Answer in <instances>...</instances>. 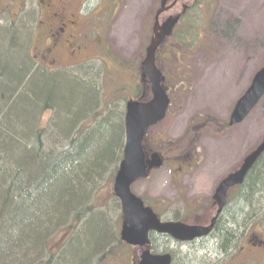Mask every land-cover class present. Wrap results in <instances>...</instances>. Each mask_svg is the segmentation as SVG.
I'll list each match as a JSON object with an SVG mask.
<instances>
[{"label":"rangeland","instance_id":"obj_1","mask_svg":"<svg viewBox=\"0 0 264 264\" xmlns=\"http://www.w3.org/2000/svg\"><path fill=\"white\" fill-rule=\"evenodd\" d=\"M96 1L91 0L88 7L95 5ZM161 1L115 0L119 2V7L113 13L112 9L105 11L103 17L106 20H95L103 28L99 32L103 47L101 50L98 48L97 51H100L96 57H91L90 62L70 72L97 79L98 82L97 107L89 113L85 122L78 125L86 124L83 133L94 128L96 125H91L103 119L105 110L116 111L121 121L123 104L119 103L129 100L140 84V66L150 42L149 32L152 31L154 15ZM1 2H4L3 8H7L2 17L4 24L1 26L22 23L20 12L37 9L41 5L36 0H12L10 4L5 0ZM188 3L192 5L193 0H188ZM193 5L176 30L179 40L166 44L159 64L161 71L169 76L167 87L170 89L171 104L164 122L162 146L155 145L153 150L165 156L168 163L149 179L139 180L132 187L133 193L150 202L160 215L167 214L172 219H188L187 214L192 211L190 207L197 198L206 204L208 195L219 180L237 167L246 155L255 151L264 138L263 98L245 122L227 131L222 139L205 138L199 144L197 152H194L192 145L188 146L185 151L192 157L189 163L193 164L199 159V164L206 171L196 176V166L192 165L189 175L182 176L177 187V172L179 168H183L175 159L180 147L176 144L170 150L168 142H178L185 135H192L191 130L200 117L210 116L222 122L228 120L237 100L247 91L255 74L264 67V0H197ZM175 11L180 13V7ZM31 27L26 52L28 57L37 58L39 55L35 49V35L32 33L34 26ZM180 40L186 43L189 50L178 46ZM3 50L7 48L0 45V51ZM179 51L183 52L177 56ZM103 100L106 105H103ZM52 101L57 106V97ZM98 111L100 113L96 114ZM101 137L102 132L91 136L90 148L94 155L100 152L97 147H101L97 144ZM120 161L116 159L113 164L105 165L102 177L94 181L90 188L91 197L89 200L87 198L82 210L91 208L92 211L77 223L81 227L73 235L68 247L69 258L86 262L92 255L91 264H134L139 258L138 250L118 246L122 214L120 205L113 200L112 177L115 165H119ZM207 172L210 178L204 176ZM61 187L63 189V186L58 188ZM200 189L203 191H198ZM195 192L201 195L195 196ZM243 205L249 217L251 213L264 214V189L258 187L250 197L247 196ZM75 220V215L69 214L61 223L62 226H58H68L75 223ZM254 222H250L248 228L255 225V233L264 232V224ZM52 231H56V228ZM64 240L66 242L67 238ZM57 246L55 248H60ZM113 247L117 248L116 253L110 255L109 248ZM153 247L156 252L166 251L173 255L174 264H198V260L200 264H207L200 259L204 258L202 253L207 252V249L192 245L181 248L175 245ZM64 249L65 246L62 247ZM57 252L56 258L59 257ZM247 256L250 257L251 254L248 252Z\"/></svg>","mask_w":264,"mask_h":264},{"label":"trees","instance_id":"obj_2","mask_svg":"<svg viewBox=\"0 0 264 264\" xmlns=\"http://www.w3.org/2000/svg\"><path fill=\"white\" fill-rule=\"evenodd\" d=\"M30 31L21 24L0 25V45L7 48L0 51V264H91L92 255L86 262L69 258L68 247L75 230H80L78 221L92 211L82 208L93 173L121 160L120 118L111 111L83 133L86 124L78 125L98 104L97 79L71 71L51 73L37 66L26 52ZM56 97L57 106L52 101ZM46 110H53L55 118L47 121L42 115ZM74 129L77 132L70 136ZM97 130L102 132L97 144L102 149L97 147L100 152L94 155L90 141L93 133H100ZM65 138L70 143L61 146L58 141ZM51 143L63 152L62 159L51 152ZM66 147L69 149L62 151ZM73 154L74 161L69 162ZM54 161L66 162L54 165ZM262 166L264 157L247 182L248 197L256 188L264 189ZM67 214L75 215V223L59 227ZM114 248H109L110 255L116 253Z\"/></svg>","mask_w":264,"mask_h":264},{"label":"flooded vegetation","instance_id":"obj_3","mask_svg":"<svg viewBox=\"0 0 264 264\" xmlns=\"http://www.w3.org/2000/svg\"><path fill=\"white\" fill-rule=\"evenodd\" d=\"M1 1L2 0H0V11L4 13L7 8H3L2 4L4 2L2 3ZM5 1L10 4L9 2L12 0ZM36 1H38L39 5L41 3L39 8L27 9L25 12H20V15L22 16V21L27 17L29 21H32V25L34 26L32 33L35 35L34 43L35 46H37L35 49L39 55V57L36 58V62L47 72H69L90 62L91 57H96L95 55H97L103 47L102 37L99 35L100 30L103 28L96 23L95 20H106L103 17L104 12L112 9L113 13L114 10L119 7V2H115V0H97L95 5L90 8L88 7V4L91 0ZM169 1L173 0H168V2ZM195 2L196 0H193V4ZM190 6L191 5L188 2L186 3V1L178 2L173 9L162 14L159 21L163 23L169 17L182 16L184 11L187 13ZM178 7L181 9L180 13L175 11ZM96 24L98 25L97 27ZM176 30L177 28L175 27L171 37L166 39L163 45H161L156 52V64L160 71L161 69L159 64L162 60V56H164L161 53L162 49L166 47L167 42L176 40L180 37L176 35ZM149 33V39L151 41L153 32L150 31ZM98 48H100L99 51H97ZM180 53L182 52L179 51L177 56L180 55ZM161 73L163 75L162 87L166 91L169 90L170 92V89L167 87L169 76L163 71H161ZM151 99L152 91L150 84L143 74V71H141L140 84L137 85L134 95L129 100L122 102L123 106L121 112L123 115L120 121L122 136L126 135L125 117L127 104L129 102L147 104L151 101ZM231 115L232 112L230 113L228 120L224 122L210 116L200 117L191 130L192 135H185L184 139L178 142H168L170 150L176 144L180 147V151L175 156V159H177L178 163L183 165V168H179L177 172V187H179L182 176L185 177L189 175L188 171L192 165L196 166V169L194 168L196 176H199L203 171H206V168H203L199 164V159H196L193 164L189 163V161L192 160V157L185 150L189 145H192L194 152H197V150H199V144L203 142L205 138L209 137L220 140L223 138V134L227 131L244 123L231 126ZM138 116L140 119L144 117V115H141L140 113H138ZM106 117L107 115L102 118L105 119ZM166 118L162 122L147 130L142 143L144 151L147 155L146 164L150 174L149 177L154 172L165 168L168 163L165 156L153 150L155 145L162 146V140L165 132L164 122ZM103 119H100V121ZM208 131L213 132L210 133ZM250 154L246 155L237 167L232 169L219 180L217 186L212 189L208 195L209 197L206 199V204L201 203L198 198L194 200L192 207H190L192 211L187 214L188 219H172L167 214H163L166 215V217H164L163 215H160L156 209H154L150 202L142 198L145 206L153 208L161 223H181L189 227L201 229L211 227V230L207 235L197 238L191 242H179L175 241L169 235L151 232L149 234V249L151 252H156L153 245H175L177 248H181V246L184 245H192L194 247H198L199 249L208 250L207 252L202 253L204 258L200 257V259H203V263L205 261L207 264H264V232L259 231L255 233V225H253L250 229L248 228V225H251L250 222L255 221L254 224H264V214L251 213V216L249 217L247 212L244 210L245 205H243L248 192L246 187L247 182L253 173V169H255V166L259 164L262 158L254 164L241 185L234 186L227 191L221 208L216 200V192L220 184L229 175L239 171L244 160ZM171 173L173 174L174 172L171 171ZM207 174L208 172L204 176L206 178H210ZM198 191L203 190L200 189ZM256 191L257 188L255 192ZM199 195L201 194L195 192V196ZM260 212H262V210ZM248 252L251 254L250 257L247 256ZM167 253L169 254V252ZM171 256L173 257V255ZM198 264H200V260H198Z\"/></svg>","mask_w":264,"mask_h":264},{"label":"water","instance_id":"obj_4","mask_svg":"<svg viewBox=\"0 0 264 264\" xmlns=\"http://www.w3.org/2000/svg\"><path fill=\"white\" fill-rule=\"evenodd\" d=\"M179 0L166 7L163 1L161 8L155 16L153 26V39L147 47L145 58L142 62L144 75L148 79L153 99L147 104L128 103L125 120L126 145L124 159L116 175L114 192L122 206L123 224L121 240L130 246L145 247L150 244L148 233L156 231L168 234L180 241H191L196 237L207 234L211 227L198 229L182 224H161L150 208H145L142 201L136 198L130 191V186L138 179L148 177L145 154L142 141L146 131L162 121L167 113L169 100L161 87L162 74L156 67L155 54L165 38L169 37L179 18H168L162 25L159 24V16L169 11ZM264 97V68L253 78L251 86L245 95L237 102L232 113L230 125L240 124L254 110L259 101ZM138 113L144 115L141 119ZM264 152V142L257 150L244 160L241 169L231 174L224 180L216 192V200L222 207L227 191L237 185H241L256 160ZM170 256H153L149 251H144L138 264H170Z\"/></svg>","mask_w":264,"mask_h":264},{"label":"bare ground","instance_id":"obj_5","mask_svg":"<svg viewBox=\"0 0 264 264\" xmlns=\"http://www.w3.org/2000/svg\"><path fill=\"white\" fill-rule=\"evenodd\" d=\"M2 17H4L3 16V13H1L0 12V25H3L4 23H2V21L4 20ZM3 19V20H2ZM5 24H7V23H5ZM21 24V26H23L24 28L26 27L27 29H31V25H32V21H29L28 20V17L25 19V20H23L22 21V23H20ZM97 110V109H96ZM104 112H109L108 110H105ZM42 115H44V117L45 116H47L48 117V120L47 121H50V119L52 118V119H54L55 118V112L53 111V110H46V111H43L42 112ZM45 119H46V117H45ZM42 121V117H39L38 119H37V122L36 123H40ZM77 129V128H76ZM76 129H74L73 131H72V133L70 134V136H72V135H74L76 132H77V130ZM50 134L52 135L53 133H52V130L50 129ZM55 134V133H54ZM80 138H83V137H81V136H79ZM58 143L61 145V146H64V145H66V144H68V143H70V141L67 139V138H65V139H62L61 141H58ZM46 145V148L48 147V143L47 144H45ZM45 145H44V147H45ZM51 145H53L52 146V151L51 152H53L54 153V155H59L60 156V159H62V157H63V155H62V153L63 152H61L60 150H59V148H56V146H55V143H51ZM56 145H58V144H56ZM58 147H59V145H58ZM64 149V148H63ZM69 148H65L64 150H62V151H67ZM47 152H49V151H47ZM55 157V156H54ZM71 159L69 160L68 159V161L69 162H72V161H74V154L70 157ZM55 163H54V165H58V164H62V163H64V162H66V161H64V162H61V161H54ZM264 166H262V168H263ZM103 170V171H102ZM104 170H106V167H104V168H101L100 169V167H99V169H98V172H95V173H93L94 175L92 176V179L90 180V188H92V186H93V183H94V181H96L97 179H99V178H101L102 177V173L104 172ZM39 180H41V178L38 176L37 178H36V182L38 183L39 182ZM68 181L70 182V178H69V176H67V178H66V182L68 183ZM39 189V188H38ZM91 192H92V190L90 189V192H89V194H88V196L89 197H91ZM87 196V197H88ZM89 197H88V200H89ZM47 206H48V208H49V205L47 204ZM91 206V205H90ZM47 207L46 208H44V211H46L47 209H48ZM43 211V212H44ZM68 216H69V214H67ZM61 219V216H58L57 217V221L58 220H60ZM57 225V224H56ZM57 227H58V225H57ZM78 231L79 230H75V232L73 233V235H75V234H77L78 233ZM46 235V234H45ZM42 239L43 240H45L44 239V236H42Z\"/></svg>","mask_w":264,"mask_h":264}]
</instances>
